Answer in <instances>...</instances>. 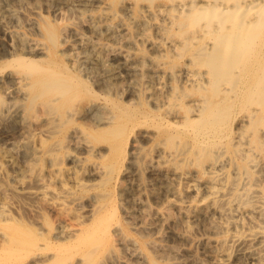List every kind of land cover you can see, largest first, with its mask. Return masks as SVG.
Listing matches in <instances>:
<instances>
[{"label": "bare ground", "instance_id": "bare-ground-1", "mask_svg": "<svg viewBox=\"0 0 264 264\" xmlns=\"http://www.w3.org/2000/svg\"><path fill=\"white\" fill-rule=\"evenodd\" d=\"M0 264H264V0H0Z\"/></svg>", "mask_w": 264, "mask_h": 264}]
</instances>
